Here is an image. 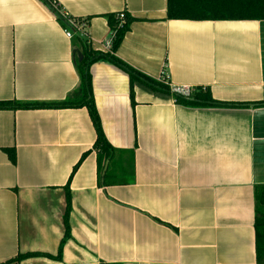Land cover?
<instances>
[{
	"label": "crops",
	"instance_id": "crops-1",
	"mask_svg": "<svg viewBox=\"0 0 264 264\" xmlns=\"http://www.w3.org/2000/svg\"><path fill=\"white\" fill-rule=\"evenodd\" d=\"M56 1L88 22L100 53L108 16L133 18L118 59L171 88H208L222 106H180L140 83L132 100L128 73L93 64L116 150L102 169L87 108L0 110V264L57 257L68 196L61 259L21 264H258L264 21L168 20V0ZM77 48L43 0H0V102L67 101L81 84Z\"/></svg>",
	"mask_w": 264,
	"mask_h": 264
},
{
	"label": "trees",
	"instance_id": "trees-1",
	"mask_svg": "<svg viewBox=\"0 0 264 264\" xmlns=\"http://www.w3.org/2000/svg\"><path fill=\"white\" fill-rule=\"evenodd\" d=\"M58 23L65 29L71 30L73 39L78 47L74 51L75 64L78 70L81 84L73 95L65 102L47 105H18L10 102H0V110H32V109H80L87 108L90 118L97 134L94 149L98 152V161L101 169L104 161L111 162L116 150L109 144L102 130L101 120L94 102L92 76L90 68L99 61H107L128 73L130 77L131 98H134L135 83L143 84L154 91L161 92L172 97L177 105L188 108H214L221 107L212 97L208 88H194L191 97H184L173 92L169 85L153 80L123 63L115 55L122 44L134 19L125 14L124 21L119 20V15H109L108 22L115 39L111 53H100L94 51L90 46L88 31L81 34L70 24L52 11ZM168 20H193V21H264V0H168ZM82 20H78L80 23ZM89 26V25H88ZM82 57V59H81ZM86 157L84 155L83 159ZM12 162L15 163V156L12 155ZM75 172V170H74ZM73 172V173H74ZM68 196L67 207L64 216L65 236L62 240L57 257L40 253L19 254L15 259L2 264H21L26 259L33 257H45L48 259L60 260L64 244L70 238L69 215L71 213V201ZM256 201V257L258 264H264V186L255 189Z\"/></svg>",
	"mask_w": 264,
	"mask_h": 264
},
{
	"label": "built area",
	"instance_id": "built-area-1",
	"mask_svg": "<svg viewBox=\"0 0 264 264\" xmlns=\"http://www.w3.org/2000/svg\"><path fill=\"white\" fill-rule=\"evenodd\" d=\"M45 2V4L52 9L53 12H55L56 14H58L61 18H63L64 20H66L71 27H73L74 29H76L78 32H80L81 34H86V31L88 30V22L82 20L80 23L77 22V19L71 17L60 5L56 0H43ZM54 14V13H53ZM55 15V14H54ZM119 20L120 21H124L125 19V14L122 13L119 16ZM66 31V35L69 38H73L74 34L71 30H65ZM114 39H115V34L113 32L110 33V36L107 38V40L104 43V50L107 53H111L112 52V47H113V43H114ZM165 74V73H164ZM164 77H166V74L164 75ZM166 82H168V78L166 77ZM173 92L178 93L186 98L191 97L194 93V89L193 88H172Z\"/></svg>",
	"mask_w": 264,
	"mask_h": 264
},
{
	"label": "water",
	"instance_id": "water-1",
	"mask_svg": "<svg viewBox=\"0 0 264 264\" xmlns=\"http://www.w3.org/2000/svg\"><path fill=\"white\" fill-rule=\"evenodd\" d=\"M81 59H82V57H81Z\"/></svg>",
	"mask_w": 264,
	"mask_h": 264
}]
</instances>
